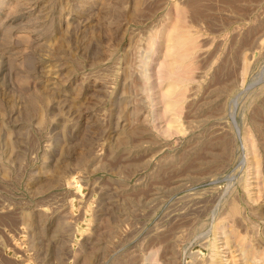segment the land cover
<instances>
[{"label":"rangeland","instance_id":"rangeland-1","mask_svg":"<svg viewBox=\"0 0 264 264\" xmlns=\"http://www.w3.org/2000/svg\"><path fill=\"white\" fill-rule=\"evenodd\" d=\"M259 251L264 0H0V264Z\"/></svg>","mask_w":264,"mask_h":264},{"label":"bare ground","instance_id":"bare-ground-1","mask_svg":"<svg viewBox=\"0 0 264 264\" xmlns=\"http://www.w3.org/2000/svg\"><path fill=\"white\" fill-rule=\"evenodd\" d=\"M151 47H152V46H151ZM153 49H154V47H153ZM153 49H151V50H153ZM152 52H153V51H152ZM154 53H155V52H154ZM154 53H153V54H154ZM176 58H177V59H176V60H177L176 63H178V64H181V63L185 60V56H183V55H181V56L179 55V56H177ZM147 65H148V64H147ZM149 65H150V64H149ZM149 65H148V66H149ZM150 66H151V65H150ZM177 66H179V65H177ZM177 66H176V68H178ZM181 66H182V65H181ZM176 68H175V69H176ZM180 68H181V67H179L178 70H179ZM178 70H176V71L174 70V73L172 72V73H170V74H175V73H176L175 75L180 76V75L178 74V72H179L180 70H179V71H178ZM169 71H170V70H169ZM177 71H178V72H177ZM149 76H150V75H149ZM149 76H148V78H149ZM145 77H146V76H145ZM145 77H144V78H145ZM172 77H173V75H172ZM181 77H182V76H181ZM176 78H179V77H176ZM176 78H174V79H176ZM183 79H184V78H183ZM186 79H187V78H186ZM180 80H181V79H180ZM175 81L178 82L179 80L176 79ZM177 82H176V84H177ZM182 82H183V81H182ZM179 84H180V81H179ZM180 91H181V90H180ZM180 93H181V92H180ZM180 93H179V94H180ZM179 97H180V96H179ZM173 99H174V98H173ZM176 100H177V98H176ZM178 100H179V99H178ZM169 102H170V101H169ZM171 102H172V101H171ZM171 102H170V103H171ZM175 102L177 103V101H175ZM175 102H174V103H175ZM174 103H173V104H174ZM175 105H176V104H175ZM171 106H172V105L170 104V107H171ZM173 106H174V105H173ZM173 106H172V107H173ZM235 206H236V205H235ZM236 207H237V206H236ZM236 207H235V209L237 210L238 207H237V208H236ZM244 239L246 240V238H244ZM245 240H244V241H245ZM242 241H243V239H242ZM242 241H241V242H242ZM241 242L238 243V244H241ZM242 243H243V242H242ZM243 244H244V243H243ZM243 244H242V246H243ZM246 244H248V243L246 242ZM239 246H240V245H239ZM242 246H241V247H242ZM245 246H248V245H245ZM245 246H244V247H245ZM249 246H250V245H249ZM244 247H243V248H244ZM243 248H242V249H243ZM246 248H247V247H246ZM246 248H244V249L247 250ZM239 249H240V247H239ZM242 249H241V250H242ZM249 249H251V248H249ZM245 250H242V251H244V253L241 252L243 255L247 253V252L245 253ZM253 250H254V249H252V251H253ZM255 250H256V249H255ZM249 252H250V250H249ZM254 252H255V251H254ZM257 252H258V251H257ZM257 252H256V253H257ZM250 253H251V252H250ZM257 255H258V253H257ZM259 255L262 256V254H261L260 251H259ZM253 256H254V253L252 252V257H253ZM261 256H259V257H257V258H260ZM263 256H264V253H263ZM263 256H262V257H263ZM242 257H243V256H242ZM246 257L248 258V256H246ZM252 257H251V258H252ZM253 258H256V257H253ZM243 259H244V258H243ZM249 259H250V258H249ZM262 259L264 260V258H262ZM251 260H252V261H250L249 263L254 262V261H256V260H259V259H254V260L251 259ZM259 261H260V260H259ZM244 263H245V262H244ZM258 263H259V262H258ZM251 264H253V263H251ZM254 264H257V263H254ZM259 264H260V263H259ZM261 264H264V261H263Z\"/></svg>","mask_w":264,"mask_h":264}]
</instances>
